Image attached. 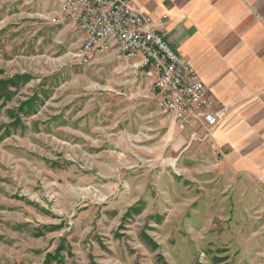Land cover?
<instances>
[{
    "label": "rangeland",
    "instance_id": "374dc122",
    "mask_svg": "<svg viewBox=\"0 0 264 264\" xmlns=\"http://www.w3.org/2000/svg\"><path fill=\"white\" fill-rule=\"evenodd\" d=\"M61 2L0 0V264H264V182L185 150L137 60L77 65Z\"/></svg>",
    "mask_w": 264,
    "mask_h": 264
},
{
    "label": "crops",
    "instance_id": "0c3cea01",
    "mask_svg": "<svg viewBox=\"0 0 264 264\" xmlns=\"http://www.w3.org/2000/svg\"><path fill=\"white\" fill-rule=\"evenodd\" d=\"M136 5L207 87L221 113L209 145L223 165L264 182V0H136ZM178 127L189 137L185 150L205 129L197 123Z\"/></svg>",
    "mask_w": 264,
    "mask_h": 264
},
{
    "label": "built area",
    "instance_id": "2783aa9c",
    "mask_svg": "<svg viewBox=\"0 0 264 264\" xmlns=\"http://www.w3.org/2000/svg\"><path fill=\"white\" fill-rule=\"evenodd\" d=\"M60 15L81 35L77 65H87L98 54L116 52L134 59L153 77L151 93L158 108L181 127L193 123L213 131L220 112L197 72L156 31L136 0H62Z\"/></svg>",
    "mask_w": 264,
    "mask_h": 264
}]
</instances>
